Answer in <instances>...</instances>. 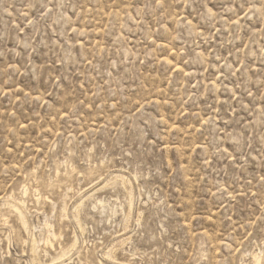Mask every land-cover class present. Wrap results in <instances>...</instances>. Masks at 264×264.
Segmentation results:
<instances>
[{
  "label": "rangeland",
  "instance_id": "rangeland-1",
  "mask_svg": "<svg viewBox=\"0 0 264 264\" xmlns=\"http://www.w3.org/2000/svg\"><path fill=\"white\" fill-rule=\"evenodd\" d=\"M262 6L0 0V264L264 256Z\"/></svg>",
  "mask_w": 264,
  "mask_h": 264
},
{
  "label": "bare ground",
  "instance_id": "bare-ground-1",
  "mask_svg": "<svg viewBox=\"0 0 264 264\" xmlns=\"http://www.w3.org/2000/svg\"><path fill=\"white\" fill-rule=\"evenodd\" d=\"M23 192L26 193V189H25V188L23 189ZM7 198H11V197L9 196V197H7ZM10 201H11V200H10ZM98 204H99L100 206H102V202H101V201H99ZM19 205H20V204H19ZM19 216H20V219H21L22 224H25L23 214L19 212ZM16 221H17V220H16ZM76 242H77V237L74 238V244H73L72 246H74ZM61 255H62V253H61ZM262 261H264V256H261V255H260V256L255 255L254 258H253V263H252V264H261Z\"/></svg>",
  "mask_w": 264,
  "mask_h": 264
},
{
  "label": "snow or ice",
  "instance_id": "snow-or-ice-1",
  "mask_svg": "<svg viewBox=\"0 0 264 264\" xmlns=\"http://www.w3.org/2000/svg\"><path fill=\"white\" fill-rule=\"evenodd\" d=\"M155 2H156L157 4L163 5V0H155ZM262 7H264V6H262ZM250 10H251V9H250ZM49 11H51V10L49 9Z\"/></svg>",
  "mask_w": 264,
  "mask_h": 264
}]
</instances>
